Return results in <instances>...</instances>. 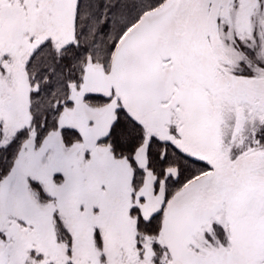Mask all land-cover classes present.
Instances as JSON below:
<instances>
[{"label":"snow or ice","instance_id":"obj_1","mask_svg":"<svg viewBox=\"0 0 264 264\" xmlns=\"http://www.w3.org/2000/svg\"><path fill=\"white\" fill-rule=\"evenodd\" d=\"M0 264H264V0H0Z\"/></svg>","mask_w":264,"mask_h":264}]
</instances>
